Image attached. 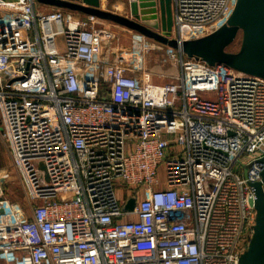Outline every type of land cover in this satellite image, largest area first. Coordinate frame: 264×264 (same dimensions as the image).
I'll return each instance as SVG.
<instances>
[{"label":"built area","instance_id":"built-area-1","mask_svg":"<svg viewBox=\"0 0 264 264\" xmlns=\"http://www.w3.org/2000/svg\"><path fill=\"white\" fill-rule=\"evenodd\" d=\"M236 3L172 0V38L214 33ZM46 7L0 0V141L24 195L0 190V264H240L264 79ZM153 51L168 82L151 80Z\"/></svg>","mask_w":264,"mask_h":264},{"label":"water","instance_id":"water-1","mask_svg":"<svg viewBox=\"0 0 264 264\" xmlns=\"http://www.w3.org/2000/svg\"><path fill=\"white\" fill-rule=\"evenodd\" d=\"M35 1L67 12L94 16L137 32L151 41L178 51L188 59L203 61L210 66L225 65L235 71L264 79V0H237L230 18L219 29L203 38L187 41L172 38V0H131L128 16L103 9L102 0ZM237 41H240L239 50L230 51ZM252 187L256 197V225L240 264H264V170L262 183ZM135 204L134 199L130 200L124 211H132Z\"/></svg>","mask_w":264,"mask_h":264},{"label":"rangeland","instance_id":"rangeland-1","mask_svg":"<svg viewBox=\"0 0 264 264\" xmlns=\"http://www.w3.org/2000/svg\"><path fill=\"white\" fill-rule=\"evenodd\" d=\"M131 0H104L102 8L109 10L121 15H129V3ZM40 7H45L46 5L39 4ZM117 7V8H116ZM42 8V10L49 11L52 7L47 6ZM104 24L114 30H118L114 24L104 22ZM129 37L122 38L124 46H129ZM240 48V41H237L231 48L230 51L237 52ZM148 67L151 74V80L155 83L168 82L169 78H159L158 75H170L174 73L176 68L174 63L167 57L163 51L152 52L148 59ZM161 176H164V172L161 171ZM0 190L6 195L11 201H18L23 203V191L19 184V180L14 173L10 157L7 148L3 142L0 141Z\"/></svg>","mask_w":264,"mask_h":264}]
</instances>
